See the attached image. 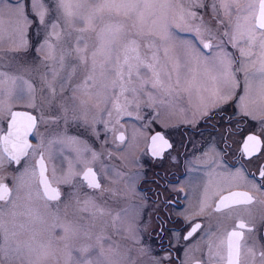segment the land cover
Masks as SVG:
<instances>
[{"label":"snow or ice","instance_id":"6c2138e0","mask_svg":"<svg viewBox=\"0 0 264 264\" xmlns=\"http://www.w3.org/2000/svg\"><path fill=\"white\" fill-rule=\"evenodd\" d=\"M209 12L212 15L206 20ZM30 28L45 34L36 47L42 59H27L32 47ZM6 38L11 41L8 52L0 51V121L7 122V133L0 136V264H172L170 254L152 255L153 249L143 240L150 232L162 237L169 230L158 207L156 222H145L146 201L143 196L136 199L139 172L125 173L112 166L116 176L126 177V195L132 201L123 210L124 231L131 244L122 248L108 242L111 235L106 225L98 223L96 213L103 217L106 209L96 204L95 193L85 194L83 201L77 197L83 206L75 219L67 218L75 191L65 194L52 187L41 149L47 134L64 135L72 125H82L101 139L96 126L103 124L107 143L110 120L103 119L102 113L112 116L106 107L110 102L117 124L123 115H132L130 105L139 110L145 103L156 111L143 118L155 124L175 106L181 93L188 95L189 103L195 93L201 101L197 110L205 121L231 101L239 117L255 121L258 129L244 140L239 167L225 169L213 156L205 171L220 181L213 186L210 180L205 186L199 211L203 213L214 201V212L222 218L210 216L207 225L192 222L183 239L199 234L197 250L203 252L206 246V257L196 264H264V240L257 225L240 220L231 230L223 227L231 219V209L257 202L253 193L264 196V0H0V43ZM229 44L235 51L229 50ZM17 102H22L23 111L13 110ZM93 108L98 112L93 113ZM40 126L44 132L34 148L29 136H35ZM137 132L143 134L142 129ZM115 140L128 144L123 131ZM52 143L48 142L49 147ZM172 147L165 134L157 131L147 151L158 157ZM30 153L39 155L35 166L26 164ZM98 155L92 152L93 160ZM12 164L19 167L11 168ZM218 167L222 170L217 171ZM73 175L70 166L57 183L78 190ZM83 179L89 189L98 190L101 199L112 191L91 167ZM241 187L248 190H232ZM22 198L30 203L42 201L48 210L55 205L59 211L63 203L65 217L56 214L48 224L47 213L39 206L17 213ZM88 212L91 217L84 215ZM18 215L26 219L18 221ZM120 218L117 213L113 221ZM259 225L264 226V216ZM246 231L257 233L255 242L246 241ZM160 248L163 251L162 243Z\"/></svg>","mask_w":264,"mask_h":264},{"label":"flooded vegetation","instance_id":"af4514ba","mask_svg":"<svg viewBox=\"0 0 264 264\" xmlns=\"http://www.w3.org/2000/svg\"><path fill=\"white\" fill-rule=\"evenodd\" d=\"M211 15V12H209V16H206L205 19L208 20ZM221 18L226 19L223 11H221ZM211 26L213 28L216 27L215 23H212ZM228 47L229 50L235 51L231 49L230 44ZM179 99L183 107L184 100L187 99L185 109L187 117L182 118L183 121L171 120L169 122L170 118L167 117V121L161 124L156 122L153 126H145L146 123L143 122L144 126L142 125V128L144 130L146 128L148 132V142L145 149L139 150L134 154L133 161H138V163H133V166L134 170L136 169V172L141 174L140 180L136 185L139 190L138 197L143 196L144 200L149 202V204H146L147 223L156 222L154 209L158 207L161 218H167L166 227L169 230L162 237H157L154 232H150L143 237V240L153 249L156 255L165 256L170 254L172 264H196V261L200 260L202 256L206 257V246H204L203 252L197 250V241L200 239L199 234L190 238L189 241H185L183 236L187 234L192 222H201L207 225L210 216L213 218L221 217V214L214 212V201L209 202L210 206L206 207L203 213L199 211L200 202L204 198L205 186L209 184L210 180L213 186L220 181L218 176L209 177L205 169L211 163L214 155L218 157L225 169L231 168L233 165L239 167L242 160L241 149L243 142L248 135L256 134L258 129L255 126V121L239 117L236 105L232 104L231 101L228 104H223L224 111H218L212 120L205 121L200 118L199 112L196 111V106L200 104H196L190 109L188 108V104L201 103L197 96L191 97V103H189L187 94L181 95ZM209 108H211V104H209ZM117 126H119L120 130L115 135H118L120 131L125 133L126 125L123 120H120ZM72 127L77 126L72 125ZM6 130L7 126L1 135L5 134ZM228 130L231 131V136L228 135ZM157 131L165 134L166 139L169 140L173 147L170 149L166 148L161 156L153 157L147 149L150 147L151 135H154ZM43 132V128L40 126L35 136L30 135V143L33 147L34 139H37L40 143ZM221 134H223V137ZM100 135L101 138L104 137V135ZM125 139L128 142V146L130 138L126 133ZM113 142V148H118L117 156L120 158L118 160L124 166L128 162V159L125 160L123 158V153L127 146L121 145L119 140H114ZM210 149H215V153L211 152ZM38 158L39 155L32 158L33 166H35V161ZM44 161L46 163V173H48V163L45 156ZM221 170V168H217V171ZM248 172L251 177L253 169L249 168ZM97 176L99 178L98 174ZM46 177L52 187H57L47 174ZM80 178L84 184L86 183V188H88L82 174ZM232 190L247 191L248 189L241 187ZM253 195L257 197V202L252 205H240L231 209V219H226L223 227L231 230L237 221L243 220L248 225H257L259 236L264 240V226L259 225L261 217L264 216V203H262L264 202V196L259 193H253ZM38 203L40 204L38 205ZM42 204V201H35V206H42ZM63 206L62 203L59 210H62ZM56 214H58L57 211ZM185 216L188 217L187 220ZM212 223L215 228V219L212 220ZM124 227L123 223V228H118L117 230V233L123 237L121 242H115V245L121 247L128 239V233L124 231ZM256 236V232H245V239L249 244L255 242ZM129 241L131 240L128 239ZM161 243L163 244V251L160 248Z\"/></svg>","mask_w":264,"mask_h":264},{"label":"rangeland","instance_id":"374dc122","mask_svg":"<svg viewBox=\"0 0 264 264\" xmlns=\"http://www.w3.org/2000/svg\"><path fill=\"white\" fill-rule=\"evenodd\" d=\"M198 22L199 21H197V23ZM38 31H40L39 36H37ZM44 35L45 34L42 30H38L36 28H30L28 33V38H29V43L32 47L27 56V59L29 61L43 58V53H37L36 47L39 46V43H43ZM53 42H54V38H53ZM10 45H11V41L6 38L3 43H0V51L7 53ZM143 51L144 50H142V53ZM160 54L162 56L163 52L161 51ZM148 87L150 88V86ZM184 94L186 93H181V95ZM193 96H196L195 93L193 94ZM128 99L129 100L132 99L131 94H128ZM142 99L147 101L146 96L142 97ZM186 100L187 99L184 100V107H183L182 102H180L179 99L176 102L175 106L171 108L168 113L163 115L162 119L160 121H157V123L161 124L164 121H167L168 120L167 117L170 118L168 122L171 120L183 121L182 118L187 117V114L185 113ZM121 102H123V98H121ZM196 104H200V102L198 103L196 102L194 103V105L188 104V108L190 109L196 106ZM106 107L112 110L111 117L108 116L107 111L102 113L103 119L110 120L109 131L106 137L107 143H105L104 137L101 139H97L96 135L90 129H86L82 125L80 127L70 126L68 127L67 132L64 135L57 136L54 133L47 134L44 138L45 147L42 149V151H44V156L48 163V173L46 174L49 176L52 183L65 194H67L69 191H75V195L71 198L72 208L69 209V214L67 218L75 219V215L78 209L83 206L82 204L77 203V197L79 198L80 201H83L86 198L85 194L95 193L96 204L106 209V214L103 217H100V214L96 213V216L98 217V223L101 225H106L107 234L111 235V240L108 242L115 244V242L117 241L120 243L121 238H123L121 235L117 233L118 232L117 230L118 228H123V223L126 220L123 210L125 208L130 207L132 201H130L128 195H126V193L129 192V189L126 187L124 183V179H126V177L122 178L116 176L115 173L112 171V166H116L119 170H122L125 173L136 172V169L134 170V166H133L134 165L133 156L139 150L145 149V146L147 145L148 142V132L146 131V128L145 130L142 128V125L144 126V123H146L145 126L150 124H149V119H144L143 117H146L149 112H151L154 115L156 109L148 108L147 104L145 103L142 104L141 109L138 110L135 104H132L128 108V111L131 112L132 115L131 116L123 115L122 117L119 118L120 120H123V122L125 123L126 126L124 131L126 135L130 138L129 141L130 144L126 147L123 153V158L125 160L128 159V162L123 166L122 162L118 160L120 159L117 156L118 148H113V143H114L113 141L115 140L114 136H116L115 134H117V132L120 130L119 126H117L116 123L118 118L117 113L113 108L111 102ZM197 108L198 106H196V111H198ZM13 110L23 111L24 108L22 106V102L14 103ZM96 112H98V109L93 108V113ZM138 116L141 118L138 119L137 118ZM6 124H7L6 121H0V136L2 133H4L7 126ZM153 125L154 124H152V126ZM96 127L99 129L100 134L104 135L103 124H99ZM138 128L143 130L142 135L139 132H137ZM61 129H63V125H61ZM134 134H135V139H133ZM67 137H73L75 138V140H70ZM50 140L53 141V143L49 147L48 142ZM38 144H40L39 141L37 139H34V148H36ZM78 148L80 149L79 153L77 152ZM92 152H96L100 154L98 155L97 159L93 160ZM36 156L30 154V156L26 160V164L33 165L32 163L34 162L32 161V158H35ZM105 165L108 166L107 169H105L104 167ZM70 166H71V171L74 173V175L71 177V180L77 186L78 190H73L67 185L57 183L58 180L63 179L68 174ZM17 167L19 166L18 165L15 166L14 164L11 165V168H17ZM86 167L87 168L91 167L92 169H95L102 182L106 186L111 187L112 191L105 193L103 199L99 197L98 190L94 191L89 188H86L85 185L86 183L84 184V182L80 178L81 174L84 172ZM6 168H8L7 164H6ZM81 185L82 188L79 187ZM138 196L136 198L137 200L139 199ZM65 199H68L67 195H65ZM39 204L40 203H38V205ZM146 204H149V202H146ZM29 206L37 207L35 206V201L30 203L26 198H22L20 201H18V207L16 208V211L18 210L17 213H23L27 210ZM39 207L41 208L42 212L47 213L46 215L47 223L48 224L53 223V216L56 215V211H57L55 205H53V207L50 210L44 209L42 206ZM94 211L95 210L93 209L92 212ZM92 212L84 213V215L91 217ZM146 212H147V208L146 211H144L143 213L145 222L148 221V213L146 214ZM57 213L63 219L65 217L64 206L62 207V210L57 211ZM117 213H120L121 218L119 220L113 221V217L116 216ZM17 219L18 221H23L26 219V217L23 215H18ZM114 223H115V227H112ZM130 244L131 241L128 242L127 239L123 247H127ZM133 255H137V254L133 253ZM152 255H156V254L152 252Z\"/></svg>","mask_w":264,"mask_h":264},{"label":"water","instance_id":"95a60500","mask_svg":"<svg viewBox=\"0 0 264 264\" xmlns=\"http://www.w3.org/2000/svg\"><path fill=\"white\" fill-rule=\"evenodd\" d=\"M29 142H30V141H29ZM38 159H39V158H38ZM44 163H45V161H44ZM45 167H46V163H45ZM86 170H87V169H86ZM86 170H85V171H86ZM85 171H84V172H85ZM45 175H46V172H45ZM82 175H83V174H82Z\"/></svg>","mask_w":264,"mask_h":264},{"label":"bare ground","instance_id":"6f19581e","mask_svg":"<svg viewBox=\"0 0 264 264\" xmlns=\"http://www.w3.org/2000/svg\"><path fill=\"white\" fill-rule=\"evenodd\" d=\"M6 133H7V130H6V132H5V135H6Z\"/></svg>","mask_w":264,"mask_h":264}]
</instances>
